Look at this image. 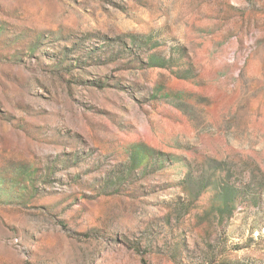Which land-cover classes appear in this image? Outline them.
I'll return each mask as SVG.
<instances>
[{"label":"rangeland","instance_id":"obj_1","mask_svg":"<svg viewBox=\"0 0 264 264\" xmlns=\"http://www.w3.org/2000/svg\"><path fill=\"white\" fill-rule=\"evenodd\" d=\"M0 264H264V0H0Z\"/></svg>","mask_w":264,"mask_h":264}]
</instances>
